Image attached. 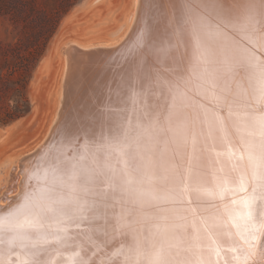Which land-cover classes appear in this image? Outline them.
Returning <instances> with one entry per match:
<instances>
[{
  "label": "bare ground",
  "instance_id": "6f19581e",
  "mask_svg": "<svg viewBox=\"0 0 264 264\" xmlns=\"http://www.w3.org/2000/svg\"><path fill=\"white\" fill-rule=\"evenodd\" d=\"M128 5L0 165V264H264V0Z\"/></svg>",
  "mask_w": 264,
  "mask_h": 264
},
{
  "label": "rangeland",
  "instance_id": "374dc122",
  "mask_svg": "<svg viewBox=\"0 0 264 264\" xmlns=\"http://www.w3.org/2000/svg\"><path fill=\"white\" fill-rule=\"evenodd\" d=\"M21 1L27 2L28 0ZM78 2L79 0H76L61 18L56 31L47 42L43 54L31 73L27 87L29 111L33 104L37 108L34 113L28 111L25 117L16 120L17 124L5 137L0 139V165L4 161L16 162L17 159L19 160L24 155L32 152L34 147L41 142L52 123L59 101L57 92L62 73L61 57L64 46L69 43L88 44L105 41L107 39L105 38L106 34L116 27L118 20L125 10H128L129 6V0H98L92 6L86 8V11L79 12L75 20L65 21L66 15ZM10 3L18 5L19 0H10ZM35 4L39 7L37 16H42L48 14L53 0H36ZM45 4H48V6ZM43 6L46 7L42 8ZM19 12L20 15H23L24 10ZM35 21L36 30H38L40 20ZM35 21L33 20V22ZM73 24L79 25L71 28ZM24 27L25 22L22 19L15 23L8 15H0V41L3 43L16 41ZM55 40L57 44H55ZM47 51L50 57H48L49 60L47 59L46 75L41 78L38 77L36 69L39 61ZM0 202L1 204L6 203L4 200Z\"/></svg>",
  "mask_w": 264,
  "mask_h": 264
},
{
  "label": "trees",
  "instance_id": "16d2710c",
  "mask_svg": "<svg viewBox=\"0 0 264 264\" xmlns=\"http://www.w3.org/2000/svg\"><path fill=\"white\" fill-rule=\"evenodd\" d=\"M35 1L19 0L18 5H15L10 0H0V15H8L15 23L19 19L25 22V27L16 41H0V126L27 115V87L31 73L61 18L76 0H53L48 14L38 15L40 17L37 16L39 7ZM20 10H24L23 15L19 14ZM32 17L34 21L40 20L38 30L36 21H31Z\"/></svg>",
  "mask_w": 264,
  "mask_h": 264
},
{
  "label": "water",
  "instance_id": "95a60500",
  "mask_svg": "<svg viewBox=\"0 0 264 264\" xmlns=\"http://www.w3.org/2000/svg\"><path fill=\"white\" fill-rule=\"evenodd\" d=\"M89 1L90 0H79V2L73 7V9L66 15L65 19L75 20L77 14L79 12L87 10V9H85V7L89 3ZM55 44H57L56 40H55ZM48 55L49 54H48V51H47L45 53V55L41 58V60L39 61L38 65H37L36 72L38 74V77L42 78V77H44L46 75L47 59L49 60L48 57H50ZM36 108L37 107H35V104H33L29 112H31V113L33 112L34 113ZM15 124H17V121L12 122V123L7 124V125L0 126V139L5 137L10 132V130L15 126Z\"/></svg>",
  "mask_w": 264,
  "mask_h": 264
}]
</instances>
